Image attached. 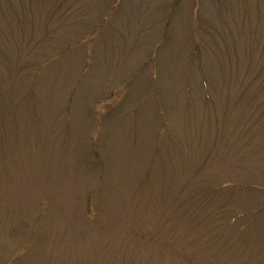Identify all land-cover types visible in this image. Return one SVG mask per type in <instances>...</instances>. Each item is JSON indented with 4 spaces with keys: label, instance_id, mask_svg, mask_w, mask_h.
<instances>
[{
    "label": "rangeland",
    "instance_id": "rangeland-1",
    "mask_svg": "<svg viewBox=\"0 0 264 264\" xmlns=\"http://www.w3.org/2000/svg\"><path fill=\"white\" fill-rule=\"evenodd\" d=\"M0 264H264V0H0Z\"/></svg>",
    "mask_w": 264,
    "mask_h": 264
}]
</instances>
